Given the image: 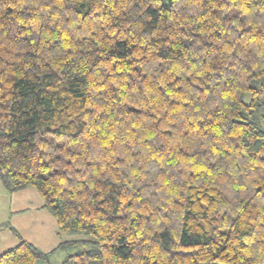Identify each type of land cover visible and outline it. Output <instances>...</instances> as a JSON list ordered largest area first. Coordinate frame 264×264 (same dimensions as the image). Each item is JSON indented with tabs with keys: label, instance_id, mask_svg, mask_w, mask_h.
Returning <instances> with one entry per match:
<instances>
[{
	"label": "trees",
	"instance_id": "1",
	"mask_svg": "<svg viewBox=\"0 0 264 264\" xmlns=\"http://www.w3.org/2000/svg\"><path fill=\"white\" fill-rule=\"evenodd\" d=\"M262 108L264 0H0V264H264Z\"/></svg>",
	"mask_w": 264,
	"mask_h": 264
},
{
	"label": "crops",
	"instance_id": "2",
	"mask_svg": "<svg viewBox=\"0 0 264 264\" xmlns=\"http://www.w3.org/2000/svg\"><path fill=\"white\" fill-rule=\"evenodd\" d=\"M12 196L9 202V207L11 206L13 211L12 219L15 217L16 220L22 218L20 222L14 220L12 224L20 231L22 239L44 253L54 250L60 244V240L56 236V221L46 210L42 209L40 197L31 188L15 192ZM26 219L31 221L28 223L31 230L28 231L27 235H24L22 229L27 226L24 225ZM47 229L49 230L48 233ZM18 244V239L10 238L7 232L0 230V255Z\"/></svg>",
	"mask_w": 264,
	"mask_h": 264
},
{
	"label": "rangeland",
	"instance_id": "3",
	"mask_svg": "<svg viewBox=\"0 0 264 264\" xmlns=\"http://www.w3.org/2000/svg\"><path fill=\"white\" fill-rule=\"evenodd\" d=\"M244 100L248 103L250 100V97L247 95V96H245ZM255 117H256V122L258 123L259 127L264 130V108L260 109L256 113ZM32 190H34V189H32ZM34 192L36 193V195L38 197H40L36 190H34ZM12 195H13V193L10 194L4 189V187L0 181V230L2 229L3 231L7 232L10 238L15 237L17 239V235L20 236L21 238H22V235H21L20 231L12 224L13 221L17 219L16 217L14 219H12L13 211L11 210V206L9 207L10 198L13 197ZM40 201H42L41 197H40ZM11 219H12V221H11ZM21 219L22 218H18V220H16V222L17 221L20 222ZM29 222L31 223V221L29 219H26L24 221V225L29 226V227H27V226L23 227L22 232L24 235H27L28 231L31 230V226L28 224ZM32 225H33V222H32ZM13 230L16 232V234H14ZM48 232H49V230L47 229V233ZM3 237H5V236H3ZM76 237L78 239L93 240L92 237H84V236H79V237L76 236ZM64 256H65L64 253L56 252L50 258L49 264H61ZM37 264H44V262L39 261Z\"/></svg>",
	"mask_w": 264,
	"mask_h": 264
}]
</instances>
